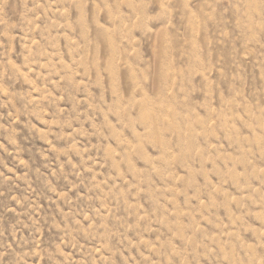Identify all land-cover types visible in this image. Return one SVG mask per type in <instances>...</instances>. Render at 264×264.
Masks as SVG:
<instances>
[{
  "label": "rangeland",
  "instance_id": "obj_1",
  "mask_svg": "<svg viewBox=\"0 0 264 264\" xmlns=\"http://www.w3.org/2000/svg\"><path fill=\"white\" fill-rule=\"evenodd\" d=\"M0 264H264V0H0Z\"/></svg>",
  "mask_w": 264,
  "mask_h": 264
}]
</instances>
